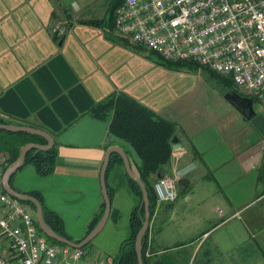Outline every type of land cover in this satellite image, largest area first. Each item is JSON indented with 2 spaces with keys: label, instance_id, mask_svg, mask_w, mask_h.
I'll use <instances>...</instances> for the list:
<instances>
[{
  "label": "crops",
  "instance_id": "0c3cea01",
  "mask_svg": "<svg viewBox=\"0 0 264 264\" xmlns=\"http://www.w3.org/2000/svg\"><path fill=\"white\" fill-rule=\"evenodd\" d=\"M111 1L0 0V118L44 130L57 151L53 173L40 176L25 165L12 177V187L38 192L61 217L69 239L82 240L103 201L100 170L107 148H121L137 172L133 148L109 131L108 120L86 113L122 91L177 124L174 136L181 146L172 149L163 175L177 177L188 163L198 165L176 178V199L156 207L147 264H264V138L228 102L229 108L205 120L182 101L142 92L135 65L141 54L135 50L144 48L108 26ZM233 109L257 132L251 141L238 137ZM114 159L106 177L112 192L108 218L83 249L85 257L107 264L128 235L138 203L123 161ZM1 244L7 262L18 264L9 242Z\"/></svg>",
  "mask_w": 264,
  "mask_h": 264
},
{
  "label": "built area",
  "instance_id": "2783aa9c",
  "mask_svg": "<svg viewBox=\"0 0 264 264\" xmlns=\"http://www.w3.org/2000/svg\"><path fill=\"white\" fill-rule=\"evenodd\" d=\"M114 26L117 34L164 58L229 74L246 95L264 101V0H123ZM7 165L0 154V247L7 240L18 264H107L85 257L83 248L40 235L33 213L2 186ZM153 189L156 207L174 201L176 177H158ZM0 264H10L1 253Z\"/></svg>",
  "mask_w": 264,
  "mask_h": 264
},
{
  "label": "trees",
  "instance_id": "16d2710c",
  "mask_svg": "<svg viewBox=\"0 0 264 264\" xmlns=\"http://www.w3.org/2000/svg\"><path fill=\"white\" fill-rule=\"evenodd\" d=\"M120 2L121 0H112L108 8V18L106 22L110 28H112L114 25L115 9ZM91 23L101 25L102 23H104V20H94ZM119 40L126 44L129 43V41L126 39L119 38ZM137 47L141 48L140 45H137ZM148 55L149 57L153 58L158 64L166 68H177L182 65H186L197 70L203 69L205 73L208 74V76L217 78L218 81L222 84L224 88H226L227 91L236 90L238 93L242 94L236 88V84L234 83L232 78H225L222 75H219L217 72L213 71L212 69L201 66L196 62L167 59L162 57L157 52L151 50ZM248 96L253 100V104L255 101H257L255 97H252L250 95ZM86 113L94 118L108 120L109 131L116 137L128 143L138 156L139 164H136L135 169L147 189L151 222L156 207V195L153 189V182L158 178V173L160 175H163L161 170L170 161L172 151L171 138L175 135V132L177 130V124L169 119L162 117L153 109L147 107L146 105L142 104L138 100L134 99L133 97L122 91L111 92L104 98L100 99L99 101H96L89 108V110H87ZM0 122L10 123L9 120L3 118H0ZM27 142L45 144L47 141L44 137L37 134H31L27 132H11L0 129V151L4 152V155L7 154V164L11 163L13 160L16 159L21 146ZM56 153L57 151L55 142L53 143L52 147L48 149L32 148L26 153L24 157V163L18 169H21L25 165H30L40 176L49 175L53 173L55 169ZM115 157H117L118 161L122 163V158L118 154L111 153V157L105 172V184L108 170L112 163L115 161ZM15 172L10 177V184ZM127 180L129 182L131 190L138 197V203L130 213L128 235L120 243L117 254L111 258L109 264H137L135 239L136 234L142 225V220L144 217V208L142 202L141 189L139 185L128 175ZM106 189L111 205L112 192L107 187V185ZM27 193L35 196L41 202L45 222L57 234L69 239V237L64 231L61 217L44 204L40 194L35 191ZM20 202L24 204L33 213L35 217L34 204L28 200H20ZM103 210L104 202L102 201L98 210L92 216L88 223L86 234L97 223V221L102 215ZM35 224L38 233L42 234V236L49 243L66 245L46 236L38 227L36 219ZM149 230L150 229L147 228L142 238V259L144 264H147V261L149 259L147 248ZM79 241L81 240H78L76 242ZM89 243L90 241L82 248L84 249Z\"/></svg>",
  "mask_w": 264,
  "mask_h": 264
},
{
  "label": "water",
  "instance_id": "95a60500",
  "mask_svg": "<svg viewBox=\"0 0 264 264\" xmlns=\"http://www.w3.org/2000/svg\"><path fill=\"white\" fill-rule=\"evenodd\" d=\"M223 97L225 100L231 104L242 116H244L252 125L253 127L261 134V136L264 138V114L263 113H257L254 110L253 107V100L250 97L242 96L239 94L236 90H230L226 92ZM0 129L7 130L11 132H27L31 134H37L46 139L45 144H40L36 142H27L23 144L20 148L19 154L16 157L15 160H13L11 163H9L3 173L2 177V186L4 190L11 196L17 198L18 200L25 201L28 200L32 202L35 206V219L37 221L38 227L41 229V231L48 236L49 238L56 240L58 242L64 243L66 245L72 246V247H83L85 246L103 227L105 224L109 212H110V199L107 193L106 184H105V172L107 169V165L110 160V153L111 152H118L122 158L123 165L126 171V174L133 179L140 187L141 194H142V202H143V208H144V217L142 220V225L139 228L136 239H135V251H136V258H137V264H144L142 259V238L149 226L150 221V211H149V198L148 193L145 184L140 179L137 172H135L130 164V161L125 154V152L117 147V146H110L107 148L104 156V160L101 166L100 170V186H101V194L104 202V210L102 212L101 217L97 221V223L94 225V227L84 236V238L79 242H74L69 240L68 238H65L59 234H57L44 220L43 212H42V204L41 202L33 195L25 193V192H19L16 189L12 187L10 184V177L13 175V173L20 168L24 163V157L26 153L32 149H48L52 147L54 141L50 134L45 132L44 130L26 126V125H19V124H13V123H2L0 122ZM181 146V144L178 142L177 137L173 136L171 138V147L172 149H175L176 147ZM260 172L264 174V156L261 164V170ZM158 177H161L163 175L157 174Z\"/></svg>",
  "mask_w": 264,
  "mask_h": 264
},
{
  "label": "rangeland",
  "instance_id": "374dc122",
  "mask_svg": "<svg viewBox=\"0 0 264 264\" xmlns=\"http://www.w3.org/2000/svg\"><path fill=\"white\" fill-rule=\"evenodd\" d=\"M135 52L141 54L139 59L136 58L135 65L139 75V81H136V83L139 82L142 92L152 90V96L156 97L157 100L164 96L173 97L175 102H184L189 107L191 114H197L194 112L198 111L203 112L205 120L212 119L219 110L229 108L225 98L221 97L222 93L224 95L228 91L217 78L208 76L203 69L197 70L186 65L177 68H166L158 64L153 58L145 56L147 55L146 49L135 50ZM218 74L225 78H231L229 74ZM236 88L243 94L244 90L242 88L237 85ZM253 107L255 111H263L264 101H255ZM236 112L233 109V128L236 129L238 137L243 138L242 141L244 139L251 141L257 136V132ZM262 206L264 207V202ZM150 223L149 221V229ZM1 247L0 253H2ZM3 257L5 258V256ZM16 260L18 261L17 257Z\"/></svg>",
  "mask_w": 264,
  "mask_h": 264
},
{
  "label": "clouds",
  "instance_id": "9594fccd",
  "mask_svg": "<svg viewBox=\"0 0 264 264\" xmlns=\"http://www.w3.org/2000/svg\"><path fill=\"white\" fill-rule=\"evenodd\" d=\"M198 167L196 162L188 163L177 175V180L184 178L188 173L195 171Z\"/></svg>",
  "mask_w": 264,
  "mask_h": 264
},
{
  "label": "flooded vegetation",
  "instance_id": "af4514ba",
  "mask_svg": "<svg viewBox=\"0 0 264 264\" xmlns=\"http://www.w3.org/2000/svg\"><path fill=\"white\" fill-rule=\"evenodd\" d=\"M242 96H248V95H246V94H241ZM258 113V112H257Z\"/></svg>",
  "mask_w": 264,
  "mask_h": 264
}]
</instances>
